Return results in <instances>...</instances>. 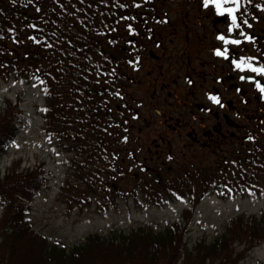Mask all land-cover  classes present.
<instances>
[{
  "label": "trees",
  "instance_id": "trees-1",
  "mask_svg": "<svg viewBox=\"0 0 264 264\" xmlns=\"http://www.w3.org/2000/svg\"><path fill=\"white\" fill-rule=\"evenodd\" d=\"M158 1L0 0V80L41 84L47 133L68 152L115 163L120 146L126 159L134 160L136 151L123 148L132 143L131 120L139 112L125 88L142 59L138 29L150 31L159 17ZM24 117L20 100H4L0 160ZM49 174L40 165L23 170L16 163L0 175V264H237L264 242V212L239 214L212 241L192 248L186 242L195 207L208 191L224 197L264 193V127L212 170L185 171L170 182L151 172L149 187L160 185L158 198L188 196L193 205L161 229H111L72 246L52 243L33 227L29 208Z\"/></svg>",
  "mask_w": 264,
  "mask_h": 264
},
{
  "label": "rangeland",
  "instance_id": "rangeland-1",
  "mask_svg": "<svg viewBox=\"0 0 264 264\" xmlns=\"http://www.w3.org/2000/svg\"><path fill=\"white\" fill-rule=\"evenodd\" d=\"M253 2L256 4L252 10L255 13L254 34L259 39L253 47L259 54L260 43L264 52L261 41L264 0ZM222 7L236 6L226 4ZM156 11L159 17L151 22L149 31L153 30L156 40H145L147 49L138 69L130 74L133 82L125 88L132 106L139 112V118L131 120L134 127L132 143L123 148L136 151L134 160L126 159L120 146L115 148V163H99L79 155L78 151L68 152L47 133L46 100L41 84L0 80V107L6 98L14 102L20 100L25 115L17 139L0 160V175L4 176L16 163L23 170L39 165L49 170L47 186L30 201L29 208L33 227L52 243L72 246L84 241L91 233L104 234L111 229L164 228L181 218L193 205L188 196L169 201L158 198L162 195L158 192L160 185L149 187L151 172L160 181L170 182L185 171L212 170L222 157L237 153L245 145L243 137L246 133H239L241 137L234 145L228 142L222 147L204 148L193 144L188 137L190 128L185 126V121L190 120L188 109L178 102L176 95L179 93L180 99L186 100L183 93L188 85V54L199 70L200 45L208 36L217 46L218 31L225 28L226 21L218 20L215 5L203 7V0H159ZM150 49L157 59L149 54ZM219 63L213 69L216 75L232 72L233 65L230 67L225 61ZM235 69L234 72L242 74L243 71L240 73ZM175 79L178 80L176 84ZM164 82L170 86L161 89ZM169 91L173 93L172 97L168 95ZM159 109L163 112L159 113ZM177 117H182L178 132L170 126L177 124ZM262 117L261 126L264 127V114ZM263 212L264 193L224 197L210 190L192 214L186 235L187 246L192 248L204 239L214 240L239 214L261 215ZM3 213L4 208L0 205V222ZM237 264H264V242L246 251Z\"/></svg>",
  "mask_w": 264,
  "mask_h": 264
},
{
  "label": "flooded vegetation",
  "instance_id": "flooded-vegetation-1",
  "mask_svg": "<svg viewBox=\"0 0 264 264\" xmlns=\"http://www.w3.org/2000/svg\"><path fill=\"white\" fill-rule=\"evenodd\" d=\"M243 1L244 4L241 7L244 15L241 16V20L248 19L252 27L242 26V28L246 34L254 38V41H245L239 46L227 45L230 59H224L223 57H217L215 55L216 49L224 50V43L216 38V42L218 43L216 46L214 40L206 36L199 48L200 52H202V56L197 61L200 66L199 70L194 66L195 64L191 58V54H188L189 63L186 75L188 85L185 87L183 93L186 100L183 102L180 99L181 94H176L178 96V102L185 105L188 109L187 113L189 112L190 120L185 121V126L190 128L188 137L192 140L193 144L201 145L204 148L213 145L215 147H222L223 143L227 144L228 142L234 145V142L236 141L237 143V140L241 137L239 133H246L243 141H245L244 144H247L248 139L258 135L263 128L261 123L263 122L262 115L264 114V95L257 89L256 83L264 85V76H259L251 72L246 67L249 63L247 60H245V70L242 74L234 72L236 69L232 63L233 60L239 61L241 57H254L256 59L250 61L254 67H260L264 64L263 46L261 43H258V47L260 48L258 51L259 54L254 50L255 47H253L259 41L254 34L255 13L252 11L256 4L253 2L249 5L246 3V0ZM237 15L240 14L237 13ZM218 20L221 23L226 21L225 28L219 29L218 36L224 35L227 39L244 40V37L239 35V30L233 29L231 32L229 31L230 21L227 23L226 16L218 17ZM138 31L139 38L137 40V47L139 53L143 55L147 49L145 40H156V38L152 33L153 30L149 32L143 29L140 30L139 28ZM261 41L264 43V36ZM124 49L128 51L127 47H124ZM149 54L154 59H157L153 50L150 49ZM219 61L228 62L230 67L233 65L232 72L228 71V74L216 75L213 69L218 67V64H220ZM241 76H245L246 79L241 80ZM177 82L178 80L175 79L174 84ZM167 86H170V83L167 84L164 82L161 89H165ZM203 92L208 99L203 95ZM154 95L156 97L157 91L154 92ZM168 95L172 97L173 93L169 91ZM210 95L218 96L223 106L213 103L209 99ZM158 112L161 113L163 110L159 109ZM170 118L173 119L174 117L170 116ZM176 123V125L173 126L170 124V126L178 132L181 129L182 117H177Z\"/></svg>",
  "mask_w": 264,
  "mask_h": 264
},
{
  "label": "snow or ice",
  "instance_id": "snow-or-ice-1",
  "mask_svg": "<svg viewBox=\"0 0 264 264\" xmlns=\"http://www.w3.org/2000/svg\"><path fill=\"white\" fill-rule=\"evenodd\" d=\"M31 2V0H29V3ZM13 3H16V0H13ZM247 4H252L253 0H246ZM215 5V14L219 17H224L225 15H227L229 21H230V27H229V31L231 32L233 29H237L239 30V35L244 37V40L241 39H227L224 35H220L217 37L218 40L222 41L225 45V48L223 51H221L219 48L215 50V55L217 57H223L224 59H230V56L228 55L229 49L227 48V45L231 44V45H236L239 46L242 43H244L245 41L248 42H253L254 38L248 34H246L243 31L242 26H247L248 28L252 27V24L249 22L248 19H242L241 20V16L244 15V12L242 10V0H203V7L208 8L209 5ZM226 4H234L236 7L235 8H231V7H222L223 5ZM124 5H121V7H123ZM135 7H140L139 4H135ZM257 7H260L259 5H257ZM262 11H264V8L261 9ZM37 11H39V9H37ZM237 13H239L240 15H237ZM127 19V18H125ZM31 27L35 28V25H31ZM30 39H32L34 42L39 43L40 41L37 40L36 37H30ZM48 47H51V45L49 44ZM256 58L254 57H241L239 61H235L233 60L232 63L234 65L235 68L239 69L240 71H244L245 70V60L249 61V63L246 65V67L253 73H256L259 76H264V64H262L260 67H254L250 61L254 60ZM241 80H245L246 77L245 76H241L240 77ZM41 83H43V81H41ZM256 87L257 89L262 93V95H264V85H261L260 83H256ZM209 99L215 103V104H221V100L218 96H209Z\"/></svg>",
  "mask_w": 264,
  "mask_h": 264
}]
</instances>
